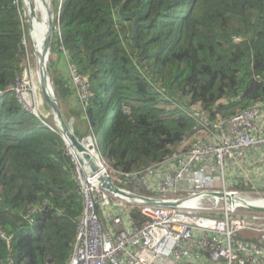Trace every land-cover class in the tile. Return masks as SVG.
<instances>
[{
    "label": "trees",
    "instance_id": "obj_1",
    "mask_svg": "<svg viewBox=\"0 0 264 264\" xmlns=\"http://www.w3.org/2000/svg\"><path fill=\"white\" fill-rule=\"evenodd\" d=\"M53 2L52 51L86 80L87 99L76 97L73 109L86 130L75 134L99 136L112 171L143 172L194 140L191 108L215 122L264 103V0ZM123 6L141 11L145 58ZM23 14L22 0H0V264H67L84 203L56 124L25 109L16 92ZM61 82L53 86L64 106Z\"/></svg>",
    "mask_w": 264,
    "mask_h": 264
},
{
    "label": "built area",
    "instance_id": "obj_2",
    "mask_svg": "<svg viewBox=\"0 0 264 264\" xmlns=\"http://www.w3.org/2000/svg\"><path fill=\"white\" fill-rule=\"evenodd\" d=\"M188 114L192 144L143 172L112 171L88 137L102 170L87 176L68 149L84 210L67 264H264V103L215 122Z\"/></svg>",
    "mask_w": 264,
    "mask_h": 264
},
{
    "label": "rangeland",
    "instance_id": "obj_3",
    "mask_svg": "<svg viewBox=\"0 0 264 264\" xmlns=\"http://www.w3.org/2000/svg\"><path fill=\"white\" fill-rule=\"evenodd\" d=\"M37 1L39 2L38 6L40 4L42 5L40 0H37ZM47 1L50 5V10L53 14L54 21H55V19L57 18L56 5L54 4L53 0H47ZM22 3H23V12H24L23 15L25 18V24L28 27V32L25 38L26 56L24 57L25 60L23 64L25 71L23 73V78L21 82L18 84V89L21 94L19 97L22 100L23 104L27 108L31 109L32 113H35L34 111L35 109H37L38 118H40L41 120H46V121L49 120L56 124L53 111L47 106V104L45 103L43 99L38 77H37V73L39 69V66H38L39 61L35 53V48H34V43H33V38H32V32L36 24L32 28V15L30 14L31 10L36 9V3L33 0H22ZM42 7L45 8L43 5ZM29 16L31 17V20ZM34 19L36 23L40 22L41 14L36 13V16L34 17ZM30 23H31V33H30ZM47 68H48L50 82L54 90V95H55V88L53 86V81L55 79H61L62 80L61 84H64L62 85L63 86L62 90L65 92L64 101L66 105L62 106L57 95H55V97L61 106V111H62V114H63V117L66 123L68 124V126L70 127V129L73 131L74 134H75L74 130L76 129H78L80 132L83 133L86 130V124L84 122L83 116L73 115V109L74 111L76 109V99L78 98V100H80V98H83L82 96H83L84 89H85L83 88L81 83H79V81L84 83L83 85L85 86L86 80L80 76V74L73 68V66L66 63L64 59V54L60 55L58 52L52 51V45H51L50 55H48ZM78 79L80 80L78 81ZM65 81H66V84H65ZM69 90H70V93H69ZM19 91H17V93ZM74 91L76 95L72 93ZM24 100L26 102H24ZM79 105L82 106V104H79ZM89 135H91V133L86 134L83 137L84 139L79 138L77 136L76 137L80 141H83L87 139ZM97 140L100 143L99 136L97 137ZM191 144H192V140L189 139L186 143V147ZM234 187H236V189L238 188L241 189L244 187L245 190H249L253 187V185L249 183L241 182L239 184L234 185ZM240 189H238V191H240ZM252 238L254 237L252 236Z\"/></svg>",
    "mask_w": 264,
    "mask_h": 264
},
{
    "label": "water",
    "instance_id": "obj_4",
    "mask_svg": "<svg viewBox=\"0 0 264 264\" xmlns=\"http://www.w3.org/2000/svg\"><path fill=\"white\" fill-rule=\"evenodd\" d=\"M48 7L50 8V5L48 3ZM119 15L127 21H132L133 23V40L137 47L141 49L140 57L145 58L148 54L146 44L141 43L138 39V28L141 21V11H135L133 13H125L124 12V6L121 8ZM30 20L31 17L29 16ZM54 23L53 21L50 22V31L49 36L46 39L45 47L47 51H51V45L52 40L54 36ZM30 33H31V23H30ZM45 77L46 79H49V74L47 70H45ZM43 80H45L43 78ZM49 82V80H48ZM40 89L43 96V99L47 106L53 111L56 121V126L59 130V133L61 137L63 138L64 142L67 145V148L72 150L80 163V165L84 168V171L87 176H95L97 173H99L102 170L101 165L98 163L96 157L90 152L88 147L84 144L83 141H80L76 135L73 133V131L70 129L68 124L66 123L62 111L61 106L59 102L57 101L54 90L49 86L50 91H47L45 81L40 82ZM102 181V180H100ZM106 187H109V185H106ZM112 190H115L118 192L119 190L116 188H110ZM166 206V205H165ZM260 210V209H256ZM261 211V210H260Z\"/></svg>",
    "mask_w": 264,
    "mask_h": 264
},
{
    "label": "bare ground",
    "instance_id": "obj_5",
    "mask_svg": "<svg viewBox=\"0 0 264 264\" xmlns=\"http://www.w3.org/2000/svg\"><path fill=\"white\" fill-rule=\"evenodd\" d=\"M33 1L36 3V9L31 10L30 14L32 15V28L36 24L32 32V38H33L35 53L39 61L38 62L39 69H38L37 77H38L39 85L41 81H45L46 89L47 91H50L49 86L52 89L53 87L51 85L50 78L46 79L47 77H45V70H47L48 72L47 61H48V55H50L51 51L49 52L46 50L45 42H46L47 37L49 36L50 22L53 21L54 30H55V22H54L53 14L50 8L48 7L47 0H40V2L45 8H43L41 4L38 6L39 2L37 0H33ZM36 13L41 14V21L37 23L35 22V19H34V17L36 16ZM43 78L45 80H43ZM127 200H130V199L127 198ZM253 205H258V203H254Z\"/></svg>",
    "mask_w": 264,
    "mask_h": 264
},
{
    "label": "clouds",
    "instance_id": "obj_6",
    "mask_svg": "<svg viewBox=\"0 0 264 264\" xmlns=\"http://www.w3.org/2000/svg\"><path fill=\"white\" fill-rule=\"evenodd\" d=\"M55 22V21H54ZM55 32V31H54ZM52 42H53V40H52ZM18 97H19V95H18ZM19 99H20V97H19ZM21 100V99H20ZM24 102H26L25 100H24ZM21 103L23 104V102H22V100H21ZM24 105V104H23ZM24 108L25 109H27V110H29L30 112H31V109H29V108H26L25 107V105H24ZM35 113H33L34 115H36L37 116V109H35V111H34ZM46 126L48 127V125L46 124ZM88 137H91L92 139H94V140H96V142L98 143V145H99V147H100V144H99V142H98V140H97V135L96 134H94V133H91V135H89ZM87 137V138H88ZM100 150H101V148H100ZM103 155V154H102Z\"/></svg>",
    "mask_w": 264,
    "mask_h": 264
}]
</instances>
